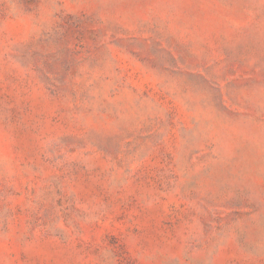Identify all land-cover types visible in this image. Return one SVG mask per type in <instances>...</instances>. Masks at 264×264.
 <instances>
[{"label":"rangeland","instance_id":"obj_1","mask_svg":"<svg viewBox=\"0 0 264 264\" xmlns=\"http://www.w3.org/2000/svg\"><path fill=\"white\" fill-rule=\"evenodd\" d=\"M0 264H264V0H0Z\"/></svg>","mask_w":264,"mask_h":264}]
</instances>
